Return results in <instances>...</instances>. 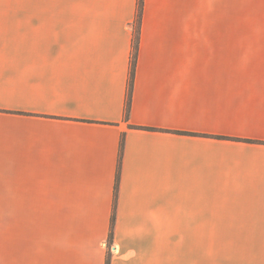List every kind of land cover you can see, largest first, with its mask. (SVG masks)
<instances>
[{"label": "crops", "instance_id": "0c3cea01", "mask_svg": "<svg viewBox=\"0 0 264 264\" xmlns=\"http://www.w3.org/2000/svg\"><path fill=\"white\" fill-rule=\"evenodd\" d=\"M137 9L0 1V264H264V0H144L126 118Z\"/></svg>", "mask_w": 264, "mask_h": 264}, {"label": "trees", "instance_id": "16d2710c", "mask_svg": "<svg viewBox=\"0 0 264 264\" xmlns=\"http://www.w3.org/2000/svg\"><path fill=\"white\" fill-rule=\"evenodd\" d=\"M143 8H144V0H138V9H137V16H136V34H135V39H134V52L132 56V63H131V69H130V80H129V86H128L127 101H126V118L129 117L131 105H132V92H133V86H134L137 54H138L139 41H140V26H141ZM123 145H124V140H122L121 153H122ZM117 190L118 188H116V198H117ZM113 228H114V217L112 220L110 240H112L113 238ZM110 259H111V253L109 252L106 264H110Z\"/></svg>", "mask_w": 264, "mask_h": 264}, {"label": "rangeland", "instance_id": "374dc122", "mask_svg": "<svg viewBox=\"0 0 264 264\" xmlns=\"http://www.w3.org/2000/svg\"><path fill=\"white\" fill-rule=\"evenodd\" d=\"M0 1H21V0H0Z\"/></svg>", "mask_w": 264, "mask_h": 264}]
</instances>
